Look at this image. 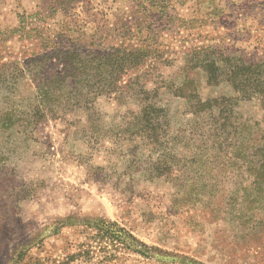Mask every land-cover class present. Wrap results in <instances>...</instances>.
<instances>
[{
    "label": "rangeland",
    "instance_id": "obj_1",
    "mask_svg": "<svg viewBox=\"0 0 264 264\" xmlns=\"http://www.w3.org/2000/svg\"><path fill=\"white\" fill-rule=\"evenodd\" d=\"M122 47L141 55L123 79L139 76L135 92L87 110L68 79L65 100L36 122L39 80L70 54L94 67ZM200 49L264 64V0H0V264H264V202L247 196L251 179L231 155H198L192 125L213 120L172 94L190 80L203 100L237 96L207 85ZM155 92L168 119L151 145L136 122ZM263 101L238 102L234 121L258 135ZM157 162L169 173L156 178ZM106 221L126 235L108 236Z\"/></svg>",
    "mask_w": 264,
    "mask_h": 264
},
{
    "label": "trees",
    "instance_id": "obj_2",
    "mask_svg": "<svg viewBox=\"0 0 264 264\" xmlns=\"http://www.w3.org/2000/svg\"><path fill=\"white\" fill-rule=\"evenodd\" d=\"M215 53L214 49L196 51L198 55L196 61L206 73L207 85L229 83L237 94L236 97L222 96L203 100L190 80L172 88V94L174 97L185 100L186 114L193 116L194 119L209 117L213 120L211 125L208 122H203L204 124L194 122L192 125L191 138L196 139L192 145L197 142L198 155L215 159L231 155L235 161L240 163L238 166L245 168L246 174L251 179L250 186L254 194L249 192L247 196L255 195L256 200L260 199L264 202V129L256 135L251 131L252 127L247 126L246 123L234 121L236 119L234 108L238 102L250 100L255 96H264V64H247L244 61L233 63L230 57H224L221 60L215 56ZM70 55L65 59V65L57 77L37 82V104L32 111V116L37 119L36 122L46 117L45 109H48L46 104L50 106L56 103L59 107L61 101L65 100L62 92L64 93L63 88L68 79L75 83L74 88L68 94L73 95L79 102H84L87 110H90L87 107L91 104L89 102H93L100 96L114 95L113 98H117L118 94L122 96L127 95L131 90L136 91L133 85H136L134 81L138 80L139 76L125 80V83L123 79L128 72L136 70L141 63L139 50L123 47L122 50L116 49L114 55H106L104 60L97 62L94 67L86 57L77 54ZM223 66L229 69L224 72ZM92 69H94L93 72ZM138 89V97L148 94L143 84L139 85ZM153 95L155 101L153 99L152 103H148L143 96L140 99L136 127L139 129L137 135L141 140L156 145L161 135L165 134L163 129L167 125L168 117L166 109L156 104L157 92ZM214 109L218 110L217 116H214ZM13 117L14 114L9 111L1 116V122L5 128L11 127ZM153 169L156 178L163 176L164 171L167 173L170 171L168 168L164 170V164L158 162L153 165ZM99 227L108 236H113L118 232L126 235L123 229L107 221L101 223Z\"/></svg>",
    "mask_w": 264,
    "mask_h": 264
}]
</instances>
